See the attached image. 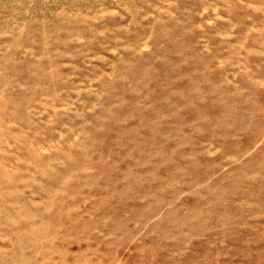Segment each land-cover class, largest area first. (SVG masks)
<instances>
[{"label": "rangeland", "instance_id": "obj_1", "mask_svg": "<svg viewBox=\"0 0 264 264\" xmlns=\"http://www.w3.org/2000/svg\"><path fill=\"white\" fill-rule=\"evenodd\" d=\"M0 264H264V0H0Z\"/></svg>", "mask_w": 264, "mask_h": 264}]
</instances>
